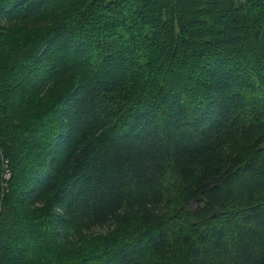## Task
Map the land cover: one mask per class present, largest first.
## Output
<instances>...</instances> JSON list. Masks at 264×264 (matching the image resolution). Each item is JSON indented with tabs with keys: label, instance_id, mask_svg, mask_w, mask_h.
<instances>
[{
	"label": "trees",
	"instance_id": "1",
	"mask_svg": "<svg viewBox=\"0 0 264 264\" xmlns=\"http://www.w3.org/2000/svg\"><path fill=\"white\" fill-rule=\"evenodd\" d=\"M0 264H264V0H0Z\"/></svg>",
	"mask_w": 264,
	"mask_h": 264
},
{
	"label": "built area",
	"instance_id": "2",
	"mask_svg": "<svg viewBox=\"0 0 264 264\" xmlns=\"http://www.w3.org/2000/svg\"><path fill=\"white\" fill-rule=\"evenodd\" d=\"M2 172H1V177L3 180H7L10 177V172L9 169L7 168L6 161L3 162L2 164Z\"/></svg>",
	"mask_w": 264,
	"mask_h": 264
},
{
	"label": "rangeland",
	"instance_id": "3",
	"mask_svg": "<svg viewBox=\"0 0 264 264\" xmlns=\"http://www.w3.org/2000/svg\"><path fill=\"white\" fill-rule=\"evenodd\" d=\"M9 171H10V170H9ZM96 232H99V231H98V230H95V233H96Z\"/></svg>",
	"mask_w": 264,
	"mask_h": 264
}]
</instances>
